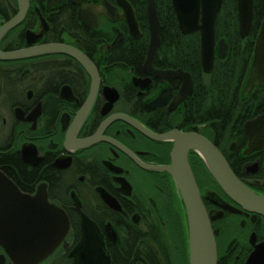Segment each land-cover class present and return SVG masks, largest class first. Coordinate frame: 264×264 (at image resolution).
Masks as SVG:
<instances>
[{
    "label": "flooded vegetation",
    "instance_id": "1",
    "mask_svg": "<svg viewBox=\"0 0 264 264\" xmlns=\"http://www.w3.org/2000/svg\"><path fill=\"white\" fill-rule=\"evenodd\" d=\"M149 2L27 0L25 14L0 34V52L61 44L81 51L95 67L91 74L62 52L0 57V169L27 194L45 183L50 202L70 219L65 239L40 264H75L71 251L82 239L79 208L97 227L104 264H191L182 194L163 168L173 163L177 147L171 133L209 139L236 175L264 194V147L250 150L245 129L248 120L264 114L247 118L252 106H264V87L244 91L246 46L218 38L216 22L214 66L205 71L201 31L182 32L171 0L181 34L200 37L197 56L193 41L165 38L155 0L161 40L149 59ZM20 12L19 0H0V31ZM94 75L98 87L91 99ZM24 144L36 152L30 146L23 151ZM187 150L218 264H245L254 250L251 236L264 241V216L242 210L200 152ZM8 155L15 161L1 164ZM18 162L35 185L27 183ZM0 264H14L1 245Z\"/></svg>",
    "mask_w": 264,
    "mask_h": 264
},
{
    "label": "water",
    "instance_id": "2",
    "mask_svg": "<svg viewBox=\"0 0 264 264\" xmlns=\"http://www.w3.org/2000/svg\"><path fill=\"white\" fill-rule=\"evenodd\" d=\"M19 16L7 23L0 34L13 27L25 14L27 0H19ZM224 0H172L180 29L188 34L201 31V56L205 71L214 66L216 46V22ZM128 18L135 25V17L129 5ZM239 33L242 39L250 36L254 18V0H237ZM151 44L149 59L152 58L161 40V23L155 0L148 6ZM48 52H62L79 60L93 74L95 67L81 51L61 44H48L38 47L0 52V57L12 59L29 57ZM225 54L224 41L221 52ZM91 99L94 98L98 83L94 75ZM245 90L264 87V18L255 41L254 55L246 79ZM250 137V150L264 147V114L250 119L245 124ZM177 147L173 153V163L163 168L172 173L179 185L184 207L187 213L190 238L191 264H218L217 245L210 217L203 203L196 179L188 161L189 148L197 149L206 162L212 176L221 189L235 201L242 210L264 216V194L258 193L244 183L234 172L226 157L209 139L198 134L171 133ZM31 153L36 152L34 145ZM25 153V152H24ZM27 162H30L24 156ZM236 211L234 206H226ZM82 215V239L71 251L75 264H104L105 255L99 245L97 227L79 208ZM70 230L67 213L51 203L45 183H41L35 194L24 193L20 187L0 169V245L5 248L14 264H40L65 239ZM254 250L245 264H264V241L256 242V235L251 236ZM67 245V244H66ZM2 263V262H1Z\"/></svg>",
    "mask_w": 264,
    "mask_h": 264
},
{
    "label": "trees",
    "instance_id": "3",
    "mask_svg": "<svg viewBox=\"0 0 264 264\" xmlns=\"http://www.w3.org/2000/svg\"><path fill=\"white\" fill-rule=\"evenodd\" d=\"M157 2H158L160 20L163 25V32H162L163 36L169 39L177 38L179 40H185L186 42L193 41V44L195 46V52H193V54L197 56L198 42L200 38L199 35L198 34H191L187 36L182 35L178 27L177 18L173 10L171 0H157ZM144 10L146 12L145 7ZM263 18H264V0H254V18H253V26H252L251 34L246 39H242L239 33L237 0H224L222 10L218 17V21H217L218 38L225 39L227 43H229V41H231L232 43L235 41H239L244 46H246L245 48L247 49L246 51L248 53H245L243 48L242 61H241V64L244 63V67L245 65H248L247 72L244 77V83L247 79L250 70V66L254 55L255 40L259 33ZM236 46L238 45L235 44V47ZM181 53L182 52H180V54ZM260 98L261 100L264 101V96H261ZM250 110H254V113H252V115L248 116L247 118L253 117L255 115L257 116L258 113L264 112V106H252ZM1 160H2L1 164H11L13 161H15V158L13 155H8V156H3ZM17 166L19 167V169H21L23 175L26 178L27 183L31 185H35L36 181L27 172L26 168H24L20 164V162H18Z\"/></svg>",
    "mask_w": 264,
    "mask_h": 264
}]
</instances>
